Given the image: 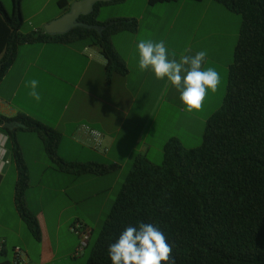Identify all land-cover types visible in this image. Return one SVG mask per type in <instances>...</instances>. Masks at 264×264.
Wrapping results in <instances>:
<instances>
[{"label":"trees","instance_id":"16d2710c","mask_svg":"<svg viewBox=\"0 0 264 264\" xmlns=\"http://www.w3.org/2000/svg\"><path fill=\"white\" fill-rule=\"evenodd\" d=\"M177 1L148 0V4ZM212 1L240 17L222 104L206 120L198 147L185 149L171 138L159 165L143 156L134 159L85 264H112L109 245L128 226L138 227L141 222L165 234L175 264H264V0ZM12 3L9 13L0 2V82L13 65L18 47L30 43L84 41L97 46L108 60L106 80L114 73H126L112 38L135 32L136 20L100 22L98 8L105 3H96L78 22L97 29L77 27L63 35H48L43 29L22 34L21 0ZM0 130L17 171L16 211L40 246L44 237L38 216L25 203L29 179L16 132L38 136L53 170L102 176L118 168L63 160L58 154L60 133L21 113L13 118L0 116Z\"/></svg>","mask_w":264,"mask_h":264},{"label":"crops","instance_id":"0c3cea01","mask_svg":"<svg viewBox=\"0 0 264 264\" xmlns=\"http://www.w3.org/2000/svg\"><path fill=\"white\" fill-rule=\"evenodd\" d=\"M77 1L80 0H58L56 9L53 11L44 13V6H42L35 12H26V16L21 2L20 12L23 22L35 20L41 14L38 24L36 23L37 26L32 25L34 28L27 33L42 30L45 25L67 13L70 6ZM0 2L3 4L2 0ZM128 2L129 0H120L106 3L98 8L97 12L98 19L102 10L108 8L113 10L112 14L100 22L116 18L137 21L135 32L119 33L112 38L113 47L126 66L127 71L124 75L114 73L109 80H106L108 60L97 46L84 41L71 45L59 42L30 43L18 47L13 65L0 82V116L13 118L21 113L60 133L58 154L67 162H98L115 164L118 167L116 171L102 176L85 174L82 180L92 187L90 193L74 200L71 205L62 206L50 221L46 220L44 209L29 208L27 194H25L26 207L30 212L37 214L42 229L44 238L40 246L31 237L29 230L24 227V222L16 211L14 186L17 171L6 146L7 138L0 130V148L6 150L0 156V242L3 243L0 264H13L14 256L10 260L7 254L11 251L13 255L15 247L24 249L21 253L24 264H56L61 260H76L82 235L87 237L85 249L93 234V230L76 214L78 212L91 214L89 211L92 206H89L88 202L95 204L101 193L109 196V190L119 185L122 178L119 174L125 169L130 170L137 156H143L150 163L157 165L152 161V157H156L158 161L159 158L162 159L163 147L168 140L175 138L180 141L181 134L187 133L181 125L183 123L187 125L188 118H198L185 110V105L180 100V92L167 78L157 79L151 70H139L137 43L140 39H151L156 42L163 40L169 51L176 53L177 60L183 54L195 55V52L186 53L185 49L189 47L183 48L179 43L175 49L168 46V13L164 4L146 5L155 11L161 10V7L165 10L163 22L160 21L161 18H154L158 26L163 25L160 26L162 29L157 33L151 31L149 34L141 31L145 19L141 14L138 16L114 14ZM172 4H176L175 6L179 8L190 6V3L180 0ZM178 16L176 14L175 23L179 20ZM172 27L174 24L169 26V29ZM207 64L206 57L203 67L205 68ZM30 79L39 81L38 90L42 97L39 103L28 95L29 89L25 87V83ZM208 97L207 94L205 100ZM198 120L202 124L206 122L203 118ZM81 125H87L102 134L104 152L92 149L84 137L77 133L76 130ZM16 140L30 180V164L39 166L36 160L38 158L31 160L32 152L36 151V155L39 153L41 155L44 147L38 136L30 131L18 130ZM64 147L69 148L71 152L67 153ZM42 162L45 163L43 160ZM12 164L14 168L11 167ZM48 169L52 170L50 167ZM62 173L65 174L66 179L69 177L70 181H75L76 178L78 180L82 176ZM8 176L10 177L8 191L3 198ZM107 178L112 180L106 187L100 188V183ZM95 186L99 187L98 190ZM110 199H104V201L112 205ZM9 211L12 213L7 216ZM66 211H73L69 219L64 218ZM64 220L70 223L62 229ZM74 224L79 226V235L69 230ZM30 238L33 243H30ZM65 243H69L70 246L66 252H61L62 245Z\"/></svg>","mask_w":264,"mask_h":264},{"label":"rangeland","instance_id":"374dc122","mask_svg":"<svg viewBox=\"0 0 264 264\" xmlns=\"http://www.w3.org/2000/svg\"><path fill=\"white\" fill-rule=\"evenodd\" d=\"M57 1L58 0H21L22 5H24L25 16L26 12H35L42 6H44V13L51 12L56 9ZM180 1H186L187 3H190V6H183V8H179L178 6H175L176 4H164L166 13H168V46L175 49V46L179 43L183 48L185 46H188L189 49L195 53L198 51H206L208 64L205 68L213 67L219 72L221 76V84L218 86V90L215 93H212L209 90L207 93L209 97L204 101L202 109L200 111H193L190 113L194 116H197L199 119L203 118L207 120L213 112L220 108L225 95L228 73L226 71V66L232 63L233 51L238 36L240 17L225 10L224 7H222L218 3L213 2L212 0H203L201 4H197L196 2L188 0ZM2 2L5 6V9L9 13H11L13 10L12 0H2ZM146 5H149L148 0H129V2L122 8L117 9L114 14H125L130 16H138L141 14L145 18L141 31L149 34L151 31L157 33L160 29H162L160 26L163 25L158 26L154 18H161L160 21L163 22L165 18H163V16L165 15V10L163 7H161V10L155 11L152 7H147ZM111 9L108 8L106 10H102L101 14L98 17V20H104L106 16L112 14L111 11L113 10ZM146 9L147 11L145 12ZM176 14L179 15V20L177 21V23L174 22ZM40 15L35 18L36 21L25 20V22H23L21 26L20 32L22 34H26L34 28V25L37 26L36 23L38 20H40ZM173 24L174 27H172V29H169V26H173ZM198 118H188V124L185 125L183 123L181 125L182 129L187 130V133L183 132L181 134L179 141L181 146L185 149L196 148L202 143L205 123H200V120H198ZM64 150L67 151V153L71 152V150H69V148L67 147H64ZM32 154L33 156L31 157V160H35V157L38 158L36 160H38L39 166L30 164L29 167L30 180L28 186L29 188L26 192L29 202L28 205L32 210H37L39 208L44 209L46 220L50 221L53 215L58 213V210L62 208V206L65 207L67 205H71L74 200L82 197L84 194L90 193V190H92V187H90L88 183H85L82 180L84 175H82L78 180L76 178L75 181H70L69 177L68 179H66L65 174H63L62 172H58L53 169L52 171L48 169L49 167L51 168V163L47 155L45 154V151L43 152V154L41 153V155L40 153L36 155V151L32 152ZM30 156H28V158ZM42 160L45 161V163L42 162ZM152 161L156 162L157 165H159L162 159L159 158L158 161V159L153 156ZM11 167L14 168V165L12 164ZM128 172L129 170L125 169L122 173L119 174L120 176L122 175L119 185L115 189L112 188L111 190H109V196L105 193H101L96 199L95 204H91L90 201L88 202L90 203L89 206H92V209L89 211L91 214L86 215L81 214L80 212L76 214L79 219H83L85 224L90 227L91 230H93V234H91L87 248H83V251H81L80 253L78 252V255L76 254V260L68 259L62 261L60 259L61 261L56 264H85L89 257L91 248L93 247V244L98 237L103 221L109 214L112 206L109 205L108 202L106 203L104 199L111 198V204L114 203L116 195ZM9 176L6 178V189L4 191L3 198L6 197L5 194L8 191V182L10 179ZM110 180H112V178H107V180H104V182L100 183L99 187H106L107 183ZM99 187L95 186L97 190ZM12 211H9L7 213V216L10 215ZM72 212L73 211H66V213L64 214V218L67 217V219H69ZM69 223L70 221L68 220L62 221V229L66 226H69ZM73 226H75V224L72 225V227ZM24 227L27 228L25 223ZM69 230L71 231V229ZM30 241V243H33L32 238H30ZM69 246V243L63 244V251L61 252H66ZM16 248L19 247H15V249ZM19 249L21 250V252L24 251V249L21 247ZM12 256L15 257L14 249L13 255H11V251H9L7 254V258L10 259ZM14 257L12 261L14 260Z\"/></svg>","mask_w":264,"mask_h":264},{"label":"clouds","instance_id":"9594fccd","mask_svg":"<svg viewBox=\"0 0 264 264\" xmlns=\"http://www.w3.org/2000/svg\"><path fill=\"white\" fill-rule=\"evenodd\" d=\"M140 71L151 70L157 79H165L180 92V100L189 113L200 111L210 90L215 93L221 84V76L213 67L204 68L207 52L195 55L183 54L177 60L176 53L169 51L165 41L140 39L137 43ZM185 49V52H190ZM25 87L28 95L37 103L41 100L39 81L30 79ZM0 148V156L5 153ZM172 246L165 234L151 223H139L138 227L128 226L119 238L108 247L112 264H175L171 256Z\"/></svg>","mask_w":264,"mask_h":264},{"label":"water","instance_id":"95a60500","mask_svg":"<svg viewBox=\"0 0 264 264\" xmlns=\"http://www.w3.org/2000/svg\"><path fill=\"white\" fill-rule=\"evenodd\" d=\"M113 0H80L73 3L70 9L59 19L50 22L43 27L44 33L48 35H63L73 28L82 27L86 29H97V26H89L78 22L79 17L87 16L92 12L96 3H110Z\"/></svg>","mask_w":264,"mask_h":264},{"label":"built area","instance_id":"2783aa9c","mask_svg":"<svg viewBox=\"0 0 264 264\" xmlns=\"http://www.w3.org/2000/svg\"><path fill=\"white\" fill-rule=\"evenodd\" d=\"M77 133L84 137V139L86 140V142L92 149L104 152V150H102V134L99 131L93 128H90L87 125H81L77 129ZM71 232L79 235L80 234L79 227L77 225L73 226L71 228ZM86 240H87V237L86 235L83 234L81 237V242H80V247L78 249V252L83 250V248L86 245ZM2 245L3 243L0 242V251L2 249ZM14 253H15V257H14L13 263L14 264H24V261L21 257V253H22L21 250L19 248H16L14 249Z\"/></svg>","mask_w":264,"mask_h":264}]
</instances>
